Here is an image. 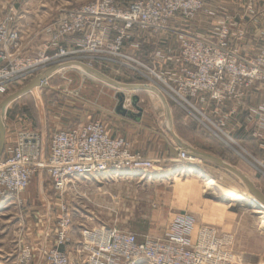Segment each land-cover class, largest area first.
Instances as JSON below:
<instances>
[{
    "label": "built area",
    "instance_id": "1",
    "mask_svg": "<svg viewBox=\"0 0 264 264\" xmlns=\"http://www.w3.org/2000/svg\"><path fill=\"white\" fill-rule=\"evenodd\" d=\"M252 2V0H248ZM211 0H135L120 7L114 0H93L63 14L47 28L49 41L44 49L53 55H42L38 60H18L11 66L14 52L20 47V36L11 28L14 17L10 14L0 23V93L8 86L37 75L40 70L60 64L93 61L121 63L134 61L124 53L126 46L139 50L140 40L153 38L165 32V19L191 21L199 13L213 17L216 10L207 9ZM224 18L218 30L207 37L187 32H173L177 53L171 64L162 48L148 54L155 75L167 87L174 102L206 97L207 103H229L236 108L230 118L236 129H242L239 115L250 124L249 139L256 142L264 153V45L244 56L232 47L230 28L234 25ZM142 34L134 38V34ZM175 33V34H174ZM77 37L75 47L62 44ZM134 40H136L134 42ZM53 48V49H52ZM120 60V61H118ZM164 63V64H163ZM144 68V67H143ZM150 68V69H149ZM166 69L163 72V69ZM139 73L136 68L129 67ZM168 83H166V82ZM47 84V81H46ZM261 96L256 104L249 103L251 96ZM173 99V98H172ZM234 111V110H233ZM234 113V112H232ZM30 139L37 140L36 134ZM179 162L192 163L184 150L178 152ZM159 160H149L131 152L122 138L108 136L101 121L75 124L54 132L45 156L39 152H24L22 140L0 158V202L18 196L36 173L45 174L57 194H63L76 178L103 175L121 170L157 171ZM264 168V161H260ZM70 216L65 206L59 212L55 234L50 247L39 248L37 256L42 264H71L68 253L62 250L69 241ZM190 220H177L163 237H146L138 241L132 233L112 226L83 229L76 242V252L83 257L79 264H230L233 237L218 234L214 229L200 227L194 239L190 238ZM33 260L32 251L21 250L20 263Z\"/></svg>",
    "mask_w": 264,
    "mask_h": 264
},
{
    "label": "rangeland",
    "instance_id": "2",
    "mask_svg": "<svg viewBox=\"0 0 264 264\" xmlns=\"http://www.w3.org/2000/svg\"><path fill=\"white\" fill-rule=\"evenodd\" d=\"M91 1L93 0H0V23L8 14L12 15L14 22L11 28L17 30L21 37L20 47L14 52L13 59H10L11 66H7L6 62L4 64L1 62V65L7 69L13 67L18 71L20 68L13 66L15 61L33 62L42 55L50 56L53 50L44 49L50 38L47 28L63 14V11ZM114 1L118 6L125 7L129 1L135 0ZM173 18L164 21L165 40L173 36ZM141 35L135 33L134 38H140ZM160 47L165 50L173 49L171 42ZM127 48L128 46L124 48L125 54ZM154 49L155 47L149 46L143 50L149 51L148 53L140 52V56H135L133 60L137 64L123 60L122 64L100 63V68L98 64L91 68L118 83L146 85L148 89H155L171 111L170 127L164 114L166 106L164 102L160 104L157 96L147 89L122 90L127 91L131 97L135 96L139 103L153 100L155 108L164 112L158 117L154 107H149L147 103L143 104L154 125H160L165 131H172L174 135L191 144L192 147H189L195 151L209 154L230 165L248 178L264 195V168L260 162L264 161V153L260 156L256 152L259 151L257 143L246 138L236 140L223 130L220 112L223 117L225 109L220 105L200 107L193 104L191 101L194 99L191 98L179 105L176 104L170 91L155 76L160 74H156L155 71L153 76L145 70L148 67L152 70L148 54ZM129 67L136 68L139 73L127 69ZM126 70L128 74L125 73ZM94 75L79 67L64 69L62 72L56 71L47 79V88H34L10 102L5 109L10 116L37 123L36 107L45 117L59 115L60 110L65 106L64 97L61 96L63 94L70 97L77 95L85 104L94 102L98 98L105 101L103 99L109 97L115 88L111 87L112 84L108 81ZM34 76L8 86L4 93H0V102L28 84ZM82 85L85 86L83 89ZM247 101L250 102L249 98ZM69 103L76 107L71 100ZM82 106L78 111L84 116L91 113L88 107L85 106L83 109ZM215 109L218 111L216 112ZM230 110L234 112L231 115L233 117L236 108L231 106ZM67 116H71L70 112ZM185 167L188 165L175 163L171 167V172L180 171ZM191 168L200 173V178L214 179L232 187L250 202L253 201L244 184L235 175L216 164L202 160L200 165H191ZM146 180H124L115 184L77 183L68 186L63 194H57L45 174H34L21 194L12 196V200L0 202V264H31L20 263L21 250L27 247L32 251L31 246L36 244L35 234L46 227L45 230L50 233L53 240L62 206L66 207L70 216L69 241L63 245L64 250L63 248L62 250L68 253L71 264H79L83 258L76 252V242L81 230L105 225L132 233L140 240L146 237L160 238L164 235L162 231L169 225L170 215L174 216L178 213V209L188 211L187 220L195 224L197 229L208 227L220 235L227 234L233 237V259L230 264H264V224L261 223L264 209L260 206L252 207L251 204L238 202L235 204L215 188L206 189L202 178L199 180L184 176L170 178L164 183H147Z\"/></svg>",
    "mask_w": 264,
    "mask_h": 264
},
{
    "label": "crops",
    "instance_id": "3",
    "mask_svg": "<svg viewBox=\"0 0 264 264\" xmlns=\"http://www.w3.org/2000/svg\"><path fill=\"white\" fill-rule=\"evenodd\" d=\"M207 9L213 8L216 10V14L213 17H208L206 12H201L198 16L191 21H183V20H174L173 21V32L181 31L192 33L196 35H201L207 37V34L212 33L215 30H218V26L220 22L226 17H228L227 21L233 23L234 25L230 28V37L232 47L235 48L236 51L242 52L244 56L251 55L256 48L262 47L264 45V0H252V2L248 0H211V4ZM175 34V33H174ZM171 39L165 40L164 33L159 36H154L153 38H145L144 40H140L139 50H135L133 47L127 48V54H132V56H140V52L148 53L149 51H143L145 48L150 47H159L166 45V43L171 42L173 49L172 50H161L165 53L167 60L169 61L167 65L171 64L172 55L176 54L177 51L175 41V36L170 37ZM77 37H71L66 40L62 44L63 47L68 49L74 48V43L76 42ZM21 41V37H20ZM136 40H134L135 42ZM164 49V48H162ZM100 63H109L107 61H93L90 67H93L95 64H98V68H100ZM111 63V62H110ZM164 64V63H163ZM77 67V66H74ZM71 68V67H70ZM78 68V67H77ZM65 69H68L65 68ZM46 69H42L39 72L42 73ZM62 70H58L57 72H62ZM166 69H163V72ZM126 74L127 70L125 71ZM37 74V73H36ZM39 74V73H38ZM110 79V78H109ZM26 81V80H22ZM21 81V82H22ZM48 82V80H47ZM118 83V82H117ZM123 84V83H120ZM126 85V84H125ZM85 86L82 85V89ZM113 87V86H111ZM115 88V87H113ZM49 89H52L49 87ZM152 89V88H149ZM130 91V90H128ZM16 92V91H15ZM121 96L122 99H119L118 96ZM64 97L65 106L60 110V114L49 115L45 117L40 113V110L36 107V113L38 114V120L32 123V121L28 119H17V117L10 116L9 112H4V124H5V137H4V151L5 153L10 152L15 147L20 140H22V149L24 152L33 153L34 151L39 152L40 156H45L48 151V144L51 135L54 132L59 130H63L69 128L78 123H84L88 121L98 120L101 121L104 130L108 136L113 138H122L124 139L129 147L131 152L139 153L142 157L149 160H159L156 165L157 171H150V173L146 171H128L124 170L121 172H108L103 175H94L88 176L85 178H76L75 184L77 183H92V184H101V183H117L119 181H141L146 180L147 183L158 182L164 183V181H169L168 179H176L182 176L177 177L176 175H180L182 172L185 173L186 176L187 169H192L191 165L186 162H179L178 152L182 150L180 144H188L183 141L179 137L173 134L172 131L163 130L160 125H154L153 121L149 118L148 112L144 109L143 104L147 103L149 107H154L156 112H158V117L164 113L161 109H156L153 100L145 101L139 103L135 96H129L127 91H123L122 89L115 88L114 92L109 95V97H105V101H102L100 98L96 99L91 103L82 102V98L74 95L73 97L67 95H61ZM107 99V100H106ZM69 100L75 105H70ZM206 97H198L191 101L196 106L200 107H208L210 105H214L212 103H206ZM251 104H256L261 100V96H251L249 97ZM164 102V106L166 101ZM142 106H140V105ZM161 104V102H160ZM84 109V107H88L91 111L90 114L84 116V114L78 111L80 108ZM231 104L223 103L220 104V107L225 109V113L223 117L220 112V122L221 127L226 133L228 132L232 138H236V140H244L249 139V135L247 130L250 129V124L245 121V116L239 115L238 120L242 122L243 128L236 129L231 123V115L232 112L230 110ZM216 106V105H215ZM219 106V105H217ZM168 107V105H167ZM166 108V107H165ZM165 109V115L168 122V127H170V122L172 119L171 111L169 114ZM217 112L218 110L215 109ZM70 112L71 116H67ZM215 112V113H216ZM74 113V114H73ZM211 114H214L210 112ZM65 115V116H63ZM170 120V121H169ZM226 126V127H224ZM36 134L37 140L30 139V135ZM251 140V139H250ZM254 142V141H253ZM11 148V149H10ZM262 156V152L256 151ZM261 160V159H260ZM175 163H184L188 165L184 169L180 171L171 172V167ZM170 166V167H169ZM190 166V167H189ZM193 170V169H192ZM195 171V170H194ZM160 172V173H158ZM198 172V171H196ZM143 176V177H140ZM134 177V178H132ZM190 177V176H188ZM204 178V177H202ZM198 179V178H196ZM201 180V178L199 179ZM8 200H12L11 197H8L2 202ZM1 202V203H2ZM11 202V201H10ZM185 211V212H184ZM178 213L174 214V216L170 215V222L168 227L165 228L162 232L167 233L172 228L173 224L177 220H187L188 211L178 209ZM187 212V213H186ZM47 228V227H46ZM44 228L41 231H38L35 234L36 244L32 247L33 260L30 262L31 264H42L40 258L37 256L39 248L50 247L52 243V239L50 233L47 232ZM197 232V228L195 224L191 225L190 238L194 239ZM156 238V237H155ZM138 241L140 239L136 238ZM64 250V248H63ZM69 256V255H68ZM70 258V257H69Z\"/></svg>",
    "mask_w": 264,
    "mask_h": 264
},
{
    "label": "water",
    "instance_id": "4",
    "mask_svg": "<svg viewBox=\"0 0 264 264\" xmlns=\"http://www.w3.org/2000/svg\"><path fill=\"white\" fill-rule=\"evenodd\" d=\"M74 66H81V67H85V68L86 67L90 68L93 72H96L103 79L110 82L112 84L110 86H113L117 89L133 90V91L145 90V89L149 90L148 86H146V85H125V84L117 83V82L109 79L108 77L102 75L100 72L94 70L90 66H87L83 63L75 62V63H70V64H60V65H56L54 67L47 68L42 73L35 75L34 78L32 80H30V82L28 84H26L24 87H22L21 89H19L16 92L8 95L7 97H5L0 102V158H1L3 151H4V137H5L4 112H5L6 106L10 102H12V101L22 97L23 95L29 93L34 88H47L46 81L54 72H56L58 70L65 69L67 67L70 68V67H74ZM118 97H119V99H122V97L120 95ZM165 106H166V110L168 111V107H167L166 103H165ZM180 147L182 148V150H184L186 152V155L188 157L197 158L200 160L212 162V163L216 164L217 166L223 168L224 170L235 175L238 179H240L242 181V183L246 187L249 194L253 197L254 201L256 203L258 202L259 205H261L264 208V195L252 184V182H250L248 179H246L245 176H243L240 172H238L237 170L232 168L230 165L224 163L222 160H220L214 156H211L209 154H206V153L197 152L193 148L189 147L186 144L181 143Z\"/></svg>",
    "mask_w": 264,
    "mask_h": 264
},
{
    "label": "bare ground",
    "instance_id": "5",
    "mask_svg": "<svg viewBox=\"0 0 264 264\" xmlns=\"http://www.w3.org/2000/svg\"><path fill=\"white\" fill-rule=\"evenodd\" d=\"M88 66V65H87ZM77 67H79L80 69H82V70H84V71H86L87 73H89V72H91V73H93V74H95V75H97V76H99L96 72H93L90 68H88V67H81V66H77ZM94 75V76H95ZM100 78H102L101 76H99ZM103 79V78H102ZM105 80V79H104ZM110 83V82H109ZM149 91L151 92V93H153L155 96H157L158 98H159V100H160V102H163L164 100L162 99V97L161 96H159V94H158V92L155 90V89H149ZM190 158V157H189ZM201 161L202 160H200V159H197V158H191V162L192 163H189V164H192V165H200L201 164ZM188 164V165H189ZM121 171H123V170H121ZM121 171H115L116 173H118V172H121ZM131 171V170H130ZM146 172H148V171H146ZM186 172H187V175L188 176H190V177H194V178H198V179H200V177H199V175H200V173L199 172H196V171H194V170H192V169H187L186 170ZM193 174H195V175H193ZM177 177H179V176H182V177H184V176H186L185 175V173L184 172H182L180 175H176ZM132 178H134V177H132ZM202 178V177H201ZM246 178V177H245ZM246 179H248V178H246ZM240 180V179H239ZM249 180V179H248ZM241 181V180H240ZM202 182H203V186L206 188V189H214L215 188V190H217L219 193H221V194H223V195H225V196H227L228 198H229V200L230 201H232V202H235V204H236V202H238V203H240V204H246V203H248V204H251L252 205V207H258V206H261V205H259V203L257 202H255L254 201V199H253V197L250 195V197L253 199V201L252 202H250V200L248 199V198H245L244 197V195L242 196V195H240L239 193H237L232 187H228V186H225V185H223V184H221V183H219V182H216L214 179H205V178H202ZM242 182V181H241ZM212 192V191H211ZM244 194V193H243ZM247 196H249V194H246ZM246 196V197H247ZM240 206V205H239ZM249 207V206H248ZM251 207V208H252ZM260 208H262V209H264L262 206L260 207ZM255 209V208H254ZM256 212H259V211H256ZM261 223L262 224H264V217H262V219H261Z\"/></svg>",
    "mask_w": 264,
    "mask_h": 264
}]
</instances>
